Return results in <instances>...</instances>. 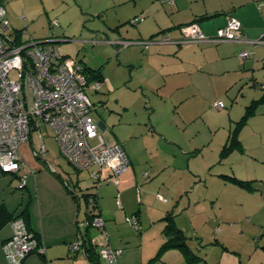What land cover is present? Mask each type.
Returning a JSON list of instances; mask_svg holds the SVG:
<instances>
[{
	"label": "crops",
	"instance_id": "obj_1",
	"mask_svg": "<svg viewBox=\"0 0 264 264\" xmlns=\"http://www.w3.org/2000/svg\"><path fill=\"white\" fill-rule=\"evenodd\" d=\"M151 1L147 9L142 10L140 15L134 16V18L144 16L145 20L138 24L141 25L138 29L141 37H138L133 44L165 33L179 39L181 37L179 28L192 22L198 23L207 36L213 37L226 25L228 17L236 18L241 23L243 32L250 40H258L264 36V0H175L173 5L162 3L161 0ZM5 9L8 16L7 8ZM134 18L130 21L131 24ZM12 31L20 40L26 33L25 30L14 28ZM135 45L142 47L141 44ZM156 45L158 46L145 47L147 52L144 53L143 65L144 62L149 66L153 63L152 69L155 74H163L166 79L171 78L173 87H169L170 84L165 81V84L158 89L159 92L165 89L172 91L170 94L167 92L166 96L176 93L178 98L184 101L187 98L202 96L204 92H208L204 89L206 82L214 83V80H218L221 81L224 93L228 94L232 89L240 86L237 95H244L245 91L241 88L257 89L259 86L263 88L262 96L253 100L251 104L264 97V45L254 46L237 42ZM118 47L122 46L118 45ZM242 50H247L251 56L242 59L240 57ZM100 82L102 86L105 81L102 79ZM106 85L108 90H114L110 82L107 81ZM263 105L264 101L260 102L254 113L239 128L238 123L241 120L237 122L228 134L219 157L215 156L210 160L209 169L225 186L226 190L222 192H228L230 188L233 189L234 194L230 197L231 201L227 207L224 204L215 210L219 222L215 233L219 235V239H216L217 243L213 245L216 248L214 255L210 253L202 255L203 257L199 255L200 258L195 260L196 262L189 261L187 252L183 248L174 246L162 249L163 245L174 236L172 231L166 230V221H162L166 216H174V210L168 207L170 202L161 201L158 195L163 194L157 193L160 204L164 203L167 206H162L158 211L155 210L156 208H151L150 201L154 197V192L150 188L154 182L150 174L141 175L138 163L131 156L132 153L118 142L109 143L106 140L111 139L103 135L108 144H120L131 161L129 171L119 177V186L113 184L114 178L110 171H104L103 181L97 192L98 205L95 212L105 221L108 245L123 250L117 264H264V111L259 109ZM225 109L219 112L222 113ZM98 124L101 131L107 130L103 122ZM37 130H41V127L32 129L30 141L27 143L32 144L33 134ZM41 138L44 139V136ZM52 138L49 135L50 141ZM234 138L239 143L233 145ZM45 149V154L37 157L38 159L46 158L50 153L46 146ZM199 153L195 152V155ZM39 161V163L44 162ZM48 163V167L45 168L34 162L28 166L36 170V174L29 172L28 167L22 169L19 175L10 174L11 179L3 176L0 171V184L5 183V186L11 184L12 186H8L11 188L16 180V189L19 190V193L15 194L0 191V264H8L3 243L11 238L13 234L11 223L21 214H24L30 231L39 234L45 245L44 255L33 253L24 260L23 264H91L89 252H99L106 246L105 239L101 238L100 233L92 229L88 230L83 225L90 213L86 208L82 215V198L86 201L85 194L89 191L84 193L79 182L73 185L71 179L62 174L63 170L60 172L54 164ZM55 163L61 166L57 161ZM217 167H220L219 171H216ZM185 172L193 178V174L201 176L194 173L189 162L188 170ZM20 175L27 176L26 186L23 188L19 185ZM237 193H242L241 196L248 199L259 198L257 206L255 204V206L238 208L240 203L235 199ZM118 197L122 208L118 207ZM189 198V207H192L193 198ZM251 200L256 202L254 198ZM85 203L87 206V202ZM142 206H145V209ZM127 217L138 218L140 231L130 226L138 233V237L134 234L128 235L129 232L125 230L124 220ZM174 221L186 237L189 232L199 230L197 229L199 225L194 224L197 227L187 231L184 226H179L175 218ZM121 229L124 230L123 233ZM236 235H239L240 239L246 236L248 250L242 251L238 248V238L234 241ZM81 236L88 238L91 249L83 247L79 252L73 253L70 245ZM187 239L193 243V248L197 249L198 254H203L202 246H205V238L202 235ZM231 240L235 242L234 245H231ZM217 244L224 245L226 249L220 252ZM100 261L101 264H106L102 259Z\"/></svg>",
	"mask_w": 264,
	"mask_h": 264
},
{
	"label": "rangeland",
	"instance_id": "obj_2",
	"mask_svg": "<svg viewBox=\"0 0 264 264\" xmlns=\"http://www.w3.org/2000/svg\"><path fill=\"white\" fill-rule=\"evenodd\" d=\"M0 2L7 8L11 29L25 30L22 41L30 38L55 41L62 56L82 64L91 75L94 72L101 74L105 82L102 83L100 91L87 92L94 103L92 117L97 123L103 122L107 127L106 131L100 130V133L111 139L106 140L109 143L118 142L132 153L131 156L138 163L141 175L150 174L154 182L150 188L154 192V197L150 201L151 208L158 211L162 206H167L164 203L161 205L157 199V193L166 195L170 202L168 207L174 210L173 217L179 226L182 225L187 231H191L197 227L194 224L199 225L198 231L187 232L188 237H197L200 234L205 238L203 254H198L197 249L193 248V243L186 241L190 250L197 256L203 257L202 255L207 253L213 256L216 251L213 245H216V239H219V235L215 233L219 227L215 210L224 204L227 207L234 193L230 188L228 192H222L226 190L225 186L219 177L212 174L209 163L213 157H219L228 134L241 120L251 102L262 96L263 88L260 86L257 89L241 88L245 91L244 95H237L240 86L228 94L224 93L221 81L214 80L215 84L206 82L204 89L208 92H204V95L187 98L185 101L178 98L176 93L166 96L167 92L168 94L172 92L169 89L163 90L164 93L159 92V87L163 86L165 81L170 84L169 87L173 82L171 78L166 79L163 74H155L152 69L153 63L149 66L144 62L143 65L147 49L134 44L122 48L112 43L118 40L133 43L141 37L138 30L141 25L133 26L130 21L136 14L140 15L142 10L147 9L151 5V0ZM55 20L58 24L53 26ZM159 35L155 38H159L161 36ZM12 36L15 37L14 31ZM107 81L114 90L107 89ZM218 101L225 104L226 109L222 113L213 107ZM259 109L264 111V105ZM49 135L55 138L51 129L41 126V130L33 134L32 144L27 143L20 147V154L27 163L25 169L34 162L47 168L50 162L58 171L63 170L62 174L70 178L73 185L79 182L84 193L94 191L91 173L87 170L78 171L70 165L62 155L56 139L52 138L50 141ZM41 136H44V139ZM43 146H46L50 153L46 158L38 159L33 149L40 151ZM195 152L200 153L196 156ZM39 160L44 162L39 163ZM56 161L61 166H57ZM188 162L191 163L194 173L200 174V177L193 174V178L185 172L188 170ZM217 168L216 171H219L220 167ZM212 169L214 170V167ZM1 174L12 178L10 174L6 175L3 172ZM8 186L12 185L0 184V191L6 194L19 193L16 189V180L13 187ZM241 194L237 193L235 198L240 203L238 208L255 204L257 206L259 198L248 199ZM189 197L193 198L192 207H189ZM252 198L256 202L251 200ZM85 202L82 198V215L88 208ZM142 207L145 209V206ZM152 215L154 216V212ZM124 223L128 235L134 234L138 237V233L126 222V218ZM91 229L102 234L98 228ZM121 231L124 232L123 229ZM238 236L234 237V241ZM234 241L231 240V245L235 244ZM237 241L239 249L248 250L246 236L238 238ZM217 245L220 252L226 249L224 245Z\"/></svg>",
	"mask_w": 264,
	"mask_h": 264
},
{
	"label": "built area",
	"instance_id": "obj_3",
	"mask_svg": "<svg viewBox=\"0 0 264 264\" xmlns=\"http://www.w3.org/2000/svg\"><path fill=\"white\" fill-rule=\"evenodd\" d=\"M161 2L173 5L175 0ZM144 20V16L138 17L132 24L136 25ZM57 24L55 20L53 26ZM179 29L181 33L179 39L165 33L159 38L134 45L150 47L156 44L182 45L204 42L264 45V36L258 40H250L243 32L241 23L233 17H228L226 25L213 37L207 36L196 22L183 25ZM112 43L124 48L133 45L128 41ZM250 56L251 53L247 50L240 52L242 59ZM100 88L101 82L93 79L85 66L60 54L57 42L35 38L22 41L12 36L6 9L0 4L1 172L15 174L21 170L23 161L20 146L30 140L34 127L46 126L52 130L62 155L70 165L77 170L89 171L92 179L100 184L106 169L114 178L113 184L119 186V177L129 171L131 161L120 144L111 145L105 141L100 133L99 124L91 115L94 104L87 92H98ZM213 107L223 110L225 104L218 101ZM45 152L43 146L39 155ZM20 181V187L23 188L26 185V176ZM158 198L165 203L168 202L165 195H158ZM90 206L94 207V199H90ZM118 207L122 208L120 197ZM126 222L136 231H140L137 217H127ZM84 224L101 230V238L105 239L106 246L98 252L100 259L106 264H117L123 250L108 245L109 238L105 231L104 219L95 216ZM12 228L13 235L3 247L8 264H23L29 255L45 252L35 234L27 229L24 219L18 218L13 221ZM82 248L83 241L80 239L70 245L74 253Z\"/></svg>",
	"mask_w": 264,
	"mask_h": 264
},
{
	"label": "trees",
	"instance_id": "obj_4",
	"mask_svg": "<svg viewBox=\"0 0 264 264\" xmlns=\"http://www.w3.org/2000/svg\"><path fill=\"white\" fill-rule=\"evenodd\" d=\"M1 1V0H0ZM7 18H8V16H7ZM193 23V22H192ZM139 24V23H138ZM138 24H136V25H138ZM24 31V30H23ZM162 35V34H161ZM17 38V37H16ZM19 38V37H18ZM17 38V39H18ZM153 39H156V38H153ZM20 40V39H19ZM149 40H151V39H149ZM145 41H148V40H145ZM144 42V41H143ZM145 47V46H144ZM87 73L89 74V75H91L90 73V71L87 69ZM91 77L93 78V79H97L98 81H102V77H101V74H96V72H94V74H92L91 75ZM262 101H264V97L261 99V100H259V101H254L252 104H250L248 107H247V111H246V113H245V115H244V117L241 119V121L238 123V128L244 123V121H246V119L248 118V117H250L253 113H254V110H255V108H256V106L260 103V102H262ZM30 141V140H29ZM28 141V142H29ZM232 142H233V145L234 144H237V143H239L238 142V140L236 139V138H234V139H232ZM27 143V142H26ZM22 146V145H21ZM20 146V147H21ZM19 151H20V149H19ZM33 151L34 152H36V154L38 155H36L35 154V156L36 157H39V156H41V155H39V152H37L36 150H34L33 149ZM61 151V150H60ZM21 155V154H20ZM21 159H22V161H23V166H22V168H21V170L22 169H25V166H27V163H26V161L24 160V158L21 156ZM76 169V168H75ZM20 170V171H21ZM77 170V169H76ZM19 171V172H20ZM28 171L29 172H31V173H33V174H36V170H33V169H31V168H29L28 169ZM78 171H82V170H78ZM19 172L18 173H15L14 175H19ZM23 176H26V175H20L19 176V182L21 183V179L23 178ZM26 178H27V176H26ZM93 180V188H94V191H90V192H88L87 194H85V200H86V202H87V206H88V211H89V217L84 221V222H86L87 220L89 221L90 219H93L95 216H97L98 214H96V210H97V205H98V194H97V192H98V190H99V188H100V186H101V184L100 183H98L97 181H95L94 179H92ZM100 184V185H99ZM20 185V184H19ZM99 185V188L97 189V186ZM26 186V185H25ZM24 186V187H25ZM90 199H94V207H91L90 206ZM95 212V213H94ZM18 218H22V219H24V214H21V215H19V216H17V217H15L14 219H13V221H15L16 219H18ZM25 220V223L27 222L26 221V218L24 219ZM13 221H12V223H13ZM162 221H166V230H169V231H172L173 233H174V236L172 237V238H170L164 245H163V247H162V249H166V248H170V247H180V248H183L186 252H187V257H188V259H189V261L190 262H192V261H195V260H197V259H199L198 258V256L197 255H195L191 250H190V248H189V246L187 245V243H186V241H187V237L185 236V234L180 230V229H178L177 228V226H176V224H175V221H174V218L172 217V216H166L165 218H163L162 219ZM12 223H11V227H12ZM27 225V224H26ZM84 226H85V228H87L88 230L89 229H91L92 227H87L85 224H83ZM27 229L30 231V229L28 228V226H27ZM12 231H13V228H12ZM30 232H32V231H30ZM32 233H34V232H32ZM35 234V236H36V238L39 240V242L42 244V246L44 247V249H45V245H44V242H42V238L39 236V234H37V233H34ZM13 235V234H12ZM12 237V236H11ZM80 240H82L83 241V247H85V248H90L91 246H89L88 244H89V240H88V238H86V237H84V236H81L80 238H79ZM78 239V240H79ZM9 240V239H8ZM7 240V241H8ZM7 241H5L4 243H3V247H4V244L7 242ZM91 249V248H90ZM161 249V250H162ZM4 250V249H3ZM71 250V249H70ZM74 253V252H73ZM43 255H44V253H42ZM89 258H90V260H91V264H101V261H100V257H99V255H98V252H96V251H93L92 253H91V251L89 252ZM204 264H208V263H204Z\"/></svg>",
	"mask_w": 264,
	"mask_h": 264
},
{
	"label": "water",
	"instance_id": "obj_5",
	"mask_svg": "<svg viewBox=\"0 0 264 264\" xmlns=\"http://www.w3.org/2000/svg\"><path fill=\"white\" fill-rule=\"evenodd\" d=\"M100 126V125H99ZM188 240V239H187ZM202 247H204V246H202ZM198 258H200L199 256H198Z\"/></svg>",
	"mask_w": 264,
	"mask_h": 264
}]
</instances>
